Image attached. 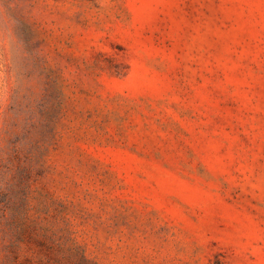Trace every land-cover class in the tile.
<instances>
[{"label":"rangeland","instance_id":"374dc122","mask_svg":"<svg viewBox=\"0 0 264 264\" xmlns=\"http://www.w3.org/2000/svg\"><path fill=\"white\" fill-rule=\"evenodd\" d=\"M0 264H264V0H0Z\"/></svg>","mask_w":264,"mask_h":264}]
</instances>
